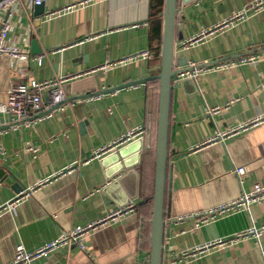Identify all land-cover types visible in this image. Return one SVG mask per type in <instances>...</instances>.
Instances as JSON below:
<instances>
[{
    "label": "crops",
    "instance_id": "crops-1",
    "mask_svg": "<svg viewBox=\"0 0 264 264\" xmlns=\"http://www.w3.org/2000/svg\"><path fill=\"white\" fill-rule=\"evenodd\" d=\"M85 1L48 0L39 9L21 2L2 14L12 27L7 44L24 47L29 60L19 73L11 58L0 57V104L19 82L77 78L63 84L67 101L61 107L29 111L30 124L9 128L12 114L0 115V264L12 262L20 245L35 250L108 216L136 195L132 169L138 172L133 211L86 234L82 246L63 247L31 264L150 262L158 83L86 98L78 90H105L159 72L164 0ZM257 1L178 6L183 25L176 30L175 57L183 69L192 62L209 68L191 82L176 80L181 73L174 78L163 264H264V233L237 238L264 225V201L206 223L198 218L264 186V8L249 9ZM229 18L227 27L184 47ZM144 50L149 57H135ZM249 55L260 57L239 62ZM222 60L238 62L218 66ZM43 98L48 101L47 91ZM141 127L145 135L101 152ZM118 163L126 165L115 173ZM218 240L226 241L181 257Z\"/></svg>",
    "mask_w": 264,
    "mask_h": 264
},
{
    "label": "built area",
    "instance_id": "built-area-1",
    "mask_svg": "<svg viewBox=\"0 0 264 264\" xmlns=\"http://www.w3.org/2000/svg\"><path fill=\"white\" fill-rule=\"evenodd\" d=\"M48 0H2L0 1V57L2 55H6L16 64L17 71L21 73L25 68V63L28 62L29 56L27 55V50L19 46L15 43L7 44L9 41V33L12 29L11 25L7 21H3L2 14L6 11L11 12L12 8L21 2H27L32 6H39L45 4ZM90 0H86L83 3H88ZM264 8V0H259L249 6V9L252 10H261ZM237 18L241 17L240 14L236 16ZM233 20V18H229V20H225L222 23L216 25L214 28L203 31L199 36L189 39L185 42L184 47L189 48L194 46L198 42L202 41L204 37L209 34H213L218 30H222L227 27L229 23ZM135 57L147 58L149 57V51L144 50L139 55ZM259 55H249L247 57L241 58L239 62H252L259 59ZM129 59V58H127ZM130 59H134V57H130ZM237 61L233 60H222L218 66H229L235 64ZM209 68V64L199 65L195 62L190 63V66L187 68V72L184 71L181 73L176 80L187 79V78H195L199 77V75ZM77 76H73L70 78H59L56 80H46V81H34L25 83L19 82L10 87L8 91V101L5 104H0V115L3 113L12 114V120L9 124V128L17 125L18 123L24 122V124H30L29 120V111H33L38 114L42 112L43 108L46 109L52 108L55 105L66 102V94L62 88L63 84L69 80L76 79ZM175 80V81H176ZM48 92V101L46 102L43 98V92ZM61 107V106H60ZM5 123L2 122L0 117V130L4 127ZM238 131V130H236ZM231 132V133H235ZM230 133V134H231ZM146 131L144 128H137L136 130L130 131L121 138L115 140L109 146H104L101 149V152H106L109 149H112L114 146H118L136 136L145 135ZM229 134V135H230ZM100 152V153H101ZM100 153L97 152V156H100ZM73 168L67 170L68 172L73 171ZM237 173L243 174L244 170L241 167L236 168ZM264 201V186L257 184L252 192L243 194L239 196V198L221 205L217 208H213L207 212H200L198 214V218L203 223L209 222L210 220H214L219 215H224L229 212H235L236 210H240L243 207H246L250 202H263ZM135 209L134 201L130 203L124 204L111 212L108 216L97 220L95 222H91L82 226H77L70 230L69 232L63 233L60 237L53 241H49L39 248L35 250H27L23 246H18L15 254V258L9 264H31L34 260L39 258H46L53 252L60 250L63 247L70 245H80L82 246L83 237L100 228L106 224H109L121 216L129 213ZM264 233V225L260 228L252 227L250 230L241 232L237 234V238L245 237L249 234L253 236L260 237ZM226 240H218L216 242L208 243L204 246L197 247L190 252H185L181 255V257H193L196 256L197 253H201L205 249L214 248L216 246H222L225 244ZM180 261V260H179Z\"/></svg>",
    "mask_w": 264,
    "mask_h": 264
},
{
    "label": "water",
    "instance_id": "water-1",
    "mask_svg": "<svg viewBox=\"0 0 264 264\" xmlns=\"http://www.w3.org/2000/svg\"><path fill=\"white\" fill-rule=\"evenodd\" d=\"M2 1V0H0ZM195 0H164V7L161 13L163 19L162 38H161V65L157 74L141 78L139 80L131 81L122 84L117 87L108 88L105 90L93 91L92 88H82L79 98H86L109 93L121 89L123 87L143 84L149 81H159V97H158V126L156 135V149H155V176H154V192L152 196L153 210L151 218V230H150V245H151V258L149 264H163L164 261V232H165V216H166V200H167V183L169 181V131H170V112H171V96L173 91L174 78L187 70L184 67V63H181L174 55L176 30L177 27H181L183 18L178 16V6L180 3H190ZM44 4L35 6L36 8H42ZM178 38L181 39L179 33ZM35 39L32 42V46L35 45ZM193 81V79L187 78L184 81ZM183 81V82H184ZM79 86V85H78ZM81 92H84L81 94ZM70 100V99H69ZM72 100V98H71ZM65 102L56 105L61 106ZM43 112L37 116L40 118L45 115ZM36 118V119H37ZM142 142V139L139 140ZM139 143V144H140ZM107 160L105 161V163ZM118 171L122 172L126 163H118ZM129 173L135 174V185L137 186L136 195L131 196L128 200L120 204L121 206L130 203L137 197L138 192V172L134 169ZM0 172V179H1ZM122 181V180H121Z\"/></svg>",
    "mask_w": 264,
    "mask_h": 264
},
{
    "label": "trees",
    "instance_id": "trees-1",
    "mask_svg": "<svg viewBox=\"0 0 264 264\" xmlns=\"http://www.w3.org/2000/svg\"><path fill=\"white\" fill-rule=\"evenodd\" d=\"M162 3H163V1H162ZM153 81H155V82L158 83V90H159V81L158 80H153ZM158 97H159V93H158ZM157 118H158V100H157V104L155 106V122H154L155 132H154V135H153V137H154V142H153V144H154V150L156 149V135H157V126H158ZM154 175H155V173H154ZM151 201H152L151 206H152V210H153V200L151 199ZM150 229H151V226L149 227V230Z\"/></svg>",
    "mask_w": 264,
    "mask_h": 264
},
{
    "label": "rangeland",
    "instance_id": "rangeland-1",
    "mask_svg": "<svg viewBox=\"0 0 264 264\" xmlns=\"http://www.w3.org/2000/svg\"><path fill=\"white\" fill-rule=\"evenodd\" d=\"M158 93H159V91H157V94H156V98H155V100H156V104H157V100H158ZM151 204H152V201H151ZM151 225H150V223H149V227H150Z\"/></svg>",
    "mask_w": 264,
    "mask_h": 264
}]
</instances>
